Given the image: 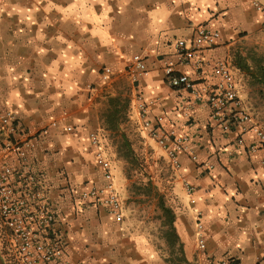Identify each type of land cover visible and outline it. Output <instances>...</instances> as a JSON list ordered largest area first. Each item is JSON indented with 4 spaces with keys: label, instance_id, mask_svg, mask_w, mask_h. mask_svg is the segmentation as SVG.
Wrapping results in <instances>:
<instances>
[{
    "label": "crops",
    "instance_id": "obj_1",
    "mask_svg": "<svg viewBox=\"0 0 264 264\" xmlns=\"http://www.w3.org/2000/svg\"><path fill=\"white\" fill-rule=\"evenodd\" d=\"M200 27L218 31L221 40L203 48L200 73L189 65L178 67L198 90L219 80L212 58L227 60L237 70L232 64L236 52L249 43L254 48L247 49L264 51V0H0V109L13 112L20 132L58 123L34 138L25 162H13L16 189L41 190L55 213L53 236L64 256L52 264H171L173 255L160 251L157 237L140 221L117 222L104 206L82 199L85 191L105 183L96 162L98 151L111 159L112 168L116 163L107 153L112 133L102 117L110 97L130 100L128 121L121 129L133 144L154 164L151 148L172 166L143 128L138 95L157 101L150 120L163 116L167 129L189 135L198 157L194 161L182 154L181 169L172 166L182 185L178 197L170 190L160 193L176 214L188 261L264 264V164L260 153H244L238 144L242 137L248 147L256 137L231 122L215 121L206 99L172 88L161 71L166 60H175L174 43L194 41ZM136 54L143 55L154 70L151 74L136 83L119 75L95 90L104 67L121 70ZM92 133L98 135L99 148L92 145ZM183 179L196 188L195 205ZM184 199L195 211L184 206ZM199 212L204 251L198 247ZM163 221L161 216L163 240L171 253ZM1 241L14 251L0 222L4 260Z\"/></svg>",
    "mask_w": 264,
    "mask_h": 264
},
{
    "label": "built area",
    "instance_id": "obj_2",
    "mask_svg": "<svg viewBox=\"0 0 264 264\" xmlns=\"http://www.w3.org/2000/svg\"><path fill=\"white\" fill-rule=\"evenodd\" d=\"M220 40L221 34L218 31L208 27L198 28L194 41L181 39L174 43L175 60H166L162 64L161 71L172 88H184L190 91L195 99H206L215 121L231 122L243 133L252 132L256 137L255 144L246 147V142L242 137L239 138L238 144L243 148L244 153H260L261 163L264 164V128L253 121L244 105L230 63L218 57L212 58L213 72L219 80L216 84L206 83L201 90L196 89L194 81L188 75L178 73V67L185 65L191 66L197 73H200L205 65L202 55L203 48L215 47ZM153 71L148 67L143 55L136 54L126 61L121 70L112 66L104 67L101 73V83L95 90H102L119 75H127L133 83H136ZM137 105L143 128L165 153L174 169L177 171L181 169L180 155L182 154H189L194 161L198 160L189 135L167 129L163 116H159L155 122L150 120V110L158 106L157 101L138 95ZM0 124L6 136L0 143V222L11 237L14 253L20 264H52L64 256L62 244L56 236H53L56 223L55 213L41 190H29L24 186L22 187L23 192L20 193L16 189L13 184L15 176L13 162H25L29 152L35 147L34 138L40 134L49 133L50 127H57L58 123L51 122L41 130L20 132L13 112L0 109ZM91 142L93 146L99 148L97 133L91 134ZM96 162L105 183L85 191L82 199L94 200L107 208L117 222H122L123 204L115 190L112 164L101 150L96 155ZM20 174L24 178L23 173ZM183 184L191 204L195 205V186L185 179H183ZM201 218L202 213L199 212L198 247L204 251L207 248V242Z\"/></svg>",
    "mask_w": 264,
    "mask_h": 264
},
{
    "label": "rangeland",
    "instance_id": "obj_3",
    "mask_svg": "<svg viewBox=\"0 0 264 264\" xmlns=\"http://www.w3.org/2000/svg\"><path fill=\"white\" fill-rule=\"evenodd\" d=\"M252 46L254 45L249 43L245 46V49L254 48ZM245 49L242 51L240 50L239 53L251 58L250 61L253 65L258 63L264 65V51ZM233 71L238 85V91L243 96L241 99L244 105L264 128V102L261 101L258 91L251 85L249 79L239 71ZM4 139L0 125V143ZM129 140L137 156V163H130L122 156V153L119 151L120 138L117 136L112 135L110 139L111 145L108 146L107 149V153L109 152L108 156H110L109 158H112V161L116 160V163L112 162V171L115 190L124 201H122L124 206V218L126 221H140V224L152 231L153 235L157 237L161 245L160 251L164 252V254H171L162 236V212L158 207L157 198L153 197V191L149 187L150 185L153 186L154 192L159 193L170 190L169 192H171V194L175 193V196L178 197V188L180 187L182 190V185L179 186L178 174L164 157L156 153L155 149H149L148 153L154 156L157 165L153 163L152 159L147 158L141 149L138 148L137 142L133 144L130 138ZM158 170L159 172L161 170L162 174L159 173ZM164 177L168 179L165 180ZM184 206L187 207L188 210L195 211V206L189 205L186 199H184ZM157 239H155V242L158 243ZM1 246L3 255L5 256L4 260H2L3 264H20L9 243L1 241Z\"/></svg>",
    "mask_w": 264,
    "mask_h": 264
},
{
    "label": "trees",
    "instance_id": "obj_4",
    "mask_svg": "<svg viewBox=\"0 0 264 264\" xmlns=\"http://www.w3.org/2000/svg\"><path fill=\"white\" fill-rule=\"evenodd\" d=\"M251 58L242 53L236 52L232 61L233 66L245 77H247L253 87L256 88L260 99L264 102V65L252 64ZM130 100L122 98L121 96L110 97L107 100L106 109L102 117L106 124L107 130L111 131L112 135L120 138L119 151L122 156L130 163H137L138 159L132 147V143L127 137L126 133L121 129V125L128 121V110ZM154 191L153 186L149 187ZM158 199V207L162 212L163 225L166 228L165 238L169 243L171 254V264H194L188 261L186 257L185 246L177 233L175 226L176 214L172 208L167 206L165 197L156 192ZM0 264H3L0 256Z\"/></svg>",
    "mask_w": 264,
    "mask_h": 264
}]
</instances>
